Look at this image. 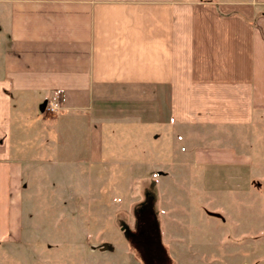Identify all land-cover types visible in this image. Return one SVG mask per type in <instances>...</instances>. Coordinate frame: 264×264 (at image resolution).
I'll use <instances>...</instances> for the list:
<instances>
[{
    "label": "crops",
    "instance_id": "obj_1",
    "mask_svg": "<svg viewBox=\"0 0 264 264\" xmlns=\"http://www.w3.org/2000/svg\"><path fill=\"white\" fill-rule=\"evenodd\" d=\"M54 96L62 111L47 115ZM19 108L34 133L39 113L56 132L164 113L195 166H229L239 188L264 160V0H0V264L23 234ZM216 135L230 145L203 144Z\"/></svg>",
    "mask_w": 264,
    "mask_h": 264
},
{
    "label": "rangeland",
    "instance_id": "obj_2",
    "mask_svg": "<svg viewBox=\"0 0 264 264\" xmlns=\"http://www.w3.org/2000/svg\"><path fill=\"white\" fill-rule=\"evenodd\" d=\"M38 116L46 130L34 133L30 112H15L26 130L16 149L29 154L15 158V264H264L263 158L238 188L231 167L195 166V146L162 124L164 113L154 121L128 111L59 132Z\"/></svg>",
    "mask_w": 264,
    "mask_h": 264
},
{
    "label": "built area",
    "instance_id": "obj_3",
    "mask_svg": "<svg viewBox=\"0 0 264 264\" xmlns=\"http://www.w3.org/2000/svg\"><path fill=\"white\" fill-rule=\"evenodd\" d=\"M44 113L47 115H57L61 113L62 107L58 96H54L45 102Z\"/></svg>",
    "mask_w": 264,
    "mask_h": 264
},
{
    "label": "water",
    "instance_id": "obj_4",
    "mask_svg": "<svg viewBox=\"0 0 264 264\" xmlns=\"http://www.w3.org/2000/svg\"><path fill=\"white\" fill-rule=\"evenodd\" d=\"M44 106H45V102L43 103V108H42L43 110H44Z\"/></svg>",
    "mask_w": 264,
    "mask_h": 264
}]
</instances>
